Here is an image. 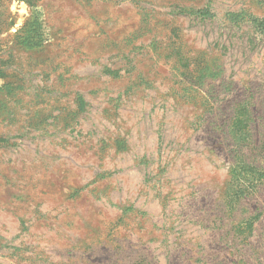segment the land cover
Wrapping results in <instances>:
<instances>
[{"label": "rangeland", "instance_id": "rangeland-1", "mask_svg": "<svg viewBox=\"0 0 264 264\" xmlns=\"http://www.w3.org/2000/svg\"><path fill=\"white\" fill-rule=\"evenodd\" d=\"M0 264H264V0H0Z\"/></svg>", "mask_w": 264, "mask_h": 264}]
</instances>
